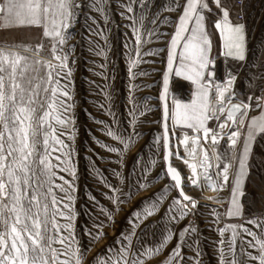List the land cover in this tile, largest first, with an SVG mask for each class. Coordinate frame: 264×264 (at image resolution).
Wrapping results in <instances>:
<instances>
[{
    "label": "rangeland",
    "instance_id": "rangeland-1",
    "mask_svg": "<svg viewBox=\"0 0 264 264\" xmlns=\"http://www.w3.org/2000/svg\"><path fill=\"white\" fill-rule=\"evenodd\" d=\"M184 4L71 0L31 45L0 22V264H264V0L242 61L198 9L172 74Z\"/></svg>",
    "mask_w": 264,
    "mask_h": 264
},
{
    "label": "crops",
    "instance_id": "crops-1",
    "mask_svg": "<svg viewBox=\"0 0 264 264\" xmlns=\"http://www.w3.org/2000/svg\"><path fill=\"white\" fill-rule=\"evenodd\" d=\"M189 0H185L184 10L181 18L177 23V28H180L181 22H184L181 34L176 38L177 31L173 38H175V45L172 53V74L175 67V61L180 49L183 45L195 43H204L205 41L200 39L197 35H191V29L194 27L197 10L201 8V13L205 11L211 12L212 9L218 10L215 23L213 24L214 29L216 27L221 28V35L217 32L220 40L221 55L228 59L242 61L245 55V36L244 31L240 25H235L232 22L230 15V8L228 5L219 3L218 0H199L193 10L191 17L183 19L186 7ZM204 5V6H203ZM71 6V0H0V22L2 21H18L28 26V30L25 27L9 30L8 41L9 43H15L19 37H22L25 44L31 45L32 39L29 38L27 41L25 35L32 33L36 35L38 42H53L61 38L64 31V25L68 19V13ZM247 3V13H248ZM197 12V13H196ZM217 31V30H216ZM21 39V38H20ZM17 43V42H16ZM264 105V97H263ZM262 123V122H261ZM246 152V151H245ZM242 163L246 162V155L243 157ZM237 176L235 181L240 183L243 178Z\"/></svg>",
    "mask_w": 264,
    "mask_h": 264
},
{
    "label": "built area",
    "instance_id": "built-area-1",
    "mask_svg": "<svg viewBox=\"0 0 264 264\" xmlns=\"http://www.w3.org/2000/svg\"><path fill=\"white\" fill-rule=\"evenodd\" d=\"M142 1V0H139ZM223 5H228L232 22L235 25H243L247 19V3L248 0H219Z\"/></svg>",
    "mask_w": 264,
    "mask_h": 264
},
{
    "label": "bare ground",
    "instance_id": "bare-ground-1",
    "mask_svg": "<svg viewBox=\"0 0 264 264\" xmlns=\"http://www.w3.org/2000/svg\"><path fill=\"white\" fill-rule=\"evenodd\" d=\"M203 6H204V5H203ZM74 18H75L74 20L76 21V19H79L80 17L78 18V16H76V17H74ZM74 20L72 19V22H74ZM76 22H77V21H76ZM71 25H72V24H71ZM68 32H70V29H69ZM226 79H227V80H233V79H234V76H233L230 72H227V74H226ZM223 83H224V82H223ZM208 85H209V84H208ZM233 104L239 105V106L241 107V111H242L243 108H244L242 103H240V102H236V101H235V102H232L231 104H229V106H230V105H233ZM229 106H228V107H229ZM228 107H227V112H228V114H233V113H229V111H228ZM241 111H240V112H241ZM240 112H239V113H240ZM195 130H196V129H195ZM201 130H202V129H201ZM182 135H183V134H182ZM192 135H193V134H192ZM183 136H184V135H183ZM186 136H187V135H186ZM186 136L183 137L184 139L180 141V144H181V143H186L187 141H190V140H189L190 138H188L190 135H189L188 137H186ZM196 137H197V136H196ZM191 138H192V137H191ZM197 140H198V139H197ZM178 141H179V140H178ZM183 145H184V144H183ZM181 146H182V145H181ZM192 147H193V146H192ZM191 165H192V163H191Z\"/></svg>",
    "mask_w": 264,
    "mask_h": 264
},
{
    "label": "water",
    "instance_id": "water-1",
    "mask_svg": "<svg viewBox=\"0 0 264 264\" xmlns=\"http://www.w3.org/2000/svg\"><path fill=\"white\" fill-rule=\"evenodd\" d=\"M229 113L238 114L241 111V107L239 105L233 104L228 107ZM231 114V115H233ZM230 116V115H228Z\"/></svg>",
    "mask_w": 264,
    "mask_h": 264
}]
</instances>
